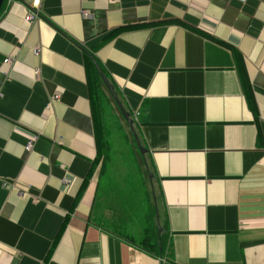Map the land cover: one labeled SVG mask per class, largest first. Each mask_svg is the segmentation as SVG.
<instances>
[{
    "label": "crops",
    "instance_id": "0c3cea01",
    "mask_svg": "<svg viewBox=\"0 0 264 264\" xmlns=\"http://www.w3.org/2000/svg\"><path fill=\"white\" fill-rule=\"evenodd\" d=\"M35 1L0 10V264H264V0ZM85 56L144 150L161 257L99 224Z\"/></svg>",
    "mask_w": 264,
    "mask_h": 264
},
{
    "label": "rangeland",
    "instance_id": "374dc122",
    "mask_svg": "<svg viewBox=\"0 0 264 264\" xmlns=\"http://www.w3.org/2000/svg\"><path fill=\"white\" fill-rule=\"evenodd\" d=\"M109 100L103 106V127L110 152L98 176L97 195L103 218L99 224L124 241L130 238L139 242L145 232L155 233L158 226L162 229L158 194L129 126L114 100Z\"/></svg>",
    "mask_w": 264,
    "mask_h": 264
},
{
    "label": "trees",
    "instance_id": "16d2710c",
    "mask_svg": "<svg viewBox=\"0 0 264 264\" xmlns=\"http://www.w3.org/2000/svg\"><path fill=\"white\" fill-rule=\"evenodd\" d=\"M237 62H239L238 59ZM84 64L89 88V101L91 105L94 140L97 150L94 165L95 167L98 166L99 173H102L104 165L109 157L108 154L110 152V145L105 137V131L103 127V106L107 102H110L109 98L112 97L103 85L99 73L95 68L94 61L85 56ZM99 70L101 71L100 68ZM238 73L245 95L249 97V85L246 79L245 71L244 69H242L240 62L238 64ZM249 100L252 103L251 97H249ZM251 108L254 109L253 105H251ZM158 228L155 230V233H150V231L145 232L143 239L139 242H135L130 238H128L126 242L152 257H161L165 253V249L163 246V232L158 233Z\"/></svg>",
    "mask_w": 264,
    "mask_h": 264
},
{
    "label": "water",
    "instance_id": "95a60500",
    "mask_svg": "<svg viewBox=\"0 0 264 264\" xmlns=\"http://www.w3.org/2000/svg\"><path fill=\"white\" fill-rule=\"evenodd\" d=\"M3 1L4 0H0V9L3 5ZM95 65V68L97 69L98 73H99V76L101 78V81L103 83V85L105 86L107 92L110 94V96L112 97V99L114 100V102L117 104L118 108H119V111L123 117V119L125 120L126 124L129 126L130 128V132L131 134L133 135V138H134V141H135V144L137 146V149H138V152L141 156H143L144 154V150L140 147L138 141H137V138H136V135L134 133V130H133V122L132 120L129 118V115L127 114V112H125L123 110V108L121 107L120 103L118 102L117 98H116V95L113 91V87L108 83L107 79L104 77V75L101 73V71L99 70L98 66L94 63ZM163 232V230L161 228H158V233H161Z\"/></svg>",
    "mask_w": 264,
    "mask_h": 264
},
{
    "label": "built area",
    "instance_id": "2783aa9c",
    "mask_svg": "<svg viewBox=\"0 0 264 264\" xmlns=\"http://www.w3.org/2000/svg\"><path fill=\"white\" fill-rule=\"evenodd\" d=\"M34 3H35V6H34V7H35V8L38 7V5H39V0L35 1ZM81 13H82V16H83L84 18H87V17H88L87 12L82 11ZM37 18H38V17H37V14H36V13H34V12H30V13L25 17V21H27V22H33V21H35ZM34 54H37V51H35ZM3 62H4V64L9 65V63L11 62V60H10V58H6ZM57 97H58V96L55 95V96H54V99H56ZM136 115H138V114H136ZM31 146H32L31 142H28L27 146L25 147V151H29V150L31 149Z\"/></svg>",
    "mask_w": 264,
    "mask_h": 264
}]
</instances>
